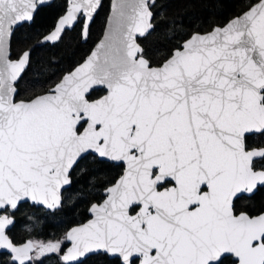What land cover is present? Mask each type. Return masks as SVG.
Returning <instances> with one entry per match:
<instances>
[{
	"label": "snow or ice",
	"instance_id": "obj_1",
	"mask_svg": "<svg viewBox=\"0 0 264 264\" xmlns=\"http://www.w3.org/2000/svg\"><path fill=\"white\" fill-rule=\"evenodd\" d=\"M103 7L0 0V264H264V0Z\"/></svg>",
	"mask_w": 264,
	"mask_h": 264
},
{
	"label": "trees",
	"instance_id": "obj_2",
	"mask_svg": "<svg viewBox=\"0 0 264 264\" xmlns=\"http://www.w3.org/2000/svg\"><path fill=\"white\" fill-rule=\"evenodd\" d=\"M109 2L110 0H103V9L99 11L98 15L96 16L95 19V23L92 26V35L88 41V43H80L78 45L77 51L79 55H85L87 54L90 49L92 48V46L94 45V43L100 38L103 29H104V25L106 22V18L108 15V11H109ZM69 35L71 36H75V33H70ZM20 33L17 32L16 37L13 38V48L15 49L16 47V43H17V39L19 38ZM67 39V38H66ZM75 43V42H74ZM61 48H63V45L58 46V48L53 49L52 51L54 52H58ZM43 51V50H41Z\"/></svg>",
	"mask_w": 264,
	"mask_h": 264
},
{
	"label": "water",
	"instance_id": "obj_3",
	"mask_svg": "<svg viewBox=\"0 0 264 264\" xmlns=\"http://www.w3.org/2000/svg\"><path fill=\"white\" fill-rule=\"evenodd\" d=\"M102 2H103V0H102ZM111 2H112V0H110V2H109V11H108V14L110 13V10H111ZM107 16H108V15H107ZM106 23H107V18H106V22H105L104 27L106 26ZM103 30H104V29H103ZM102 37H103V32H102V34H101V36H100L99 39H101ZM99 39L94 43V45L92 46V48L95 46L96 43L99 42Z\"/></svg>",
	"mask_w": 264,
	"mask_h": 264
}]
</instances>
